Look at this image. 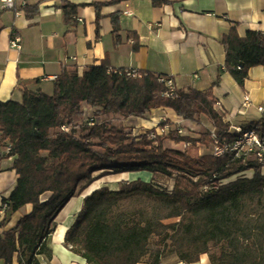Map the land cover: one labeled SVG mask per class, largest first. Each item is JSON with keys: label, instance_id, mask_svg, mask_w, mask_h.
I'll return each mask as SVG.
<instances>
[{"label": "trees", "instance_id": "obj_1", "mask_svg": "<svg viewBox=\"0 0 264 264\" xmlns=\"http://www.w3.org/2000/svg\"><path fill=\"white\" fill-rule=\"evenodd\" d=\"M62 1L67 22L84 7ZM152 3L158 7L171 2ZM102 6L95 4L97 19ZM113 30L118 45L117 17ZM129 36L137 52L140 40ZM222 44L225 63L213 87L227 72L244 88L250 69L264 67V33L249 31L240 37L232 27ZM162 77L168 76L111 69L107 62L88 67L82 75L65 66L52 95L24 87L20 102L0 101V145L9 148L0 156V173L12 170L18 176L9 197L1 200L6 210L0 220V264H40L39 255L50 257L47 240L57 217L93 184L96 174L141 171L151 173L152 180L125 181L118 190L105 186L84 199L65 238L71 252L87 264H140L146 258L147 264H161L167 253L183 264L198 263L205 254L211 264H264L262 168L229 154H201L199 146L208 148L213 142L212 129L221 142L233 141L237 134L217 112L213 88L167 94ZM159 108L191 122L206 118L212 129L152 139L153 129L135 135L109 118L144 119ZM248 129L264 141V121ZM165 139L176 146L190 145L169 147ZM9 159L11 166L5 169L2 163ZM249 170L252 177L240 175ZM159 177L174 179L172 189L158 182ZM28 205L31 212L6 230L8 216Z\"/></svg>", "mask_w": 264, "mask_h": 264}, {"label": "crops", "instance_id": "obj_2", "mask_svg": "<svg viewBox=\"0 0 264 264\" xmlns=\"http://www.w3.org/2000/svg\"><path fill=\"white\" fill-rule=\"evenodd\" d=\"M66 1L84 6L75 16L81 22L74 16L65 21L62 0H16L21 10L19 16L11 10L0 12V101L20 102L24 87L52 95L54 79L65 66L82 75L88 67L107 62L111 69L172 77L181 91L205 92L213 88V97L225 111V120L231 127L248 129L253 123L264 121V113L258 110L264 108L263 66L250 69L244 88L227 72L222 73L220 84L213 87L225 63L223 36L232 27L237 28L240 37L249 31L264 33V0H169L171 3L158 7L152 0ZM95 4L103 5L100 19ZM115 17L120 27L118 45L113 30ZM13 32L21 37L19 50L10 45ZM130 34L140 40L137 52L133 50ZM246 94L251 100L247 108L244 107ZM151 113L154 116L150 121L132 117L124 120L123 126L140 135L161 120H182L167 108L154 109ZM8 152L7 146L0 145V156ZM11 163L9 159L2 166L6 169ZM17 179L15 171L0 173V204L9 197ZM80 196L73 198L57 217L55 231L47 240L51 256L39 255L40 264H87L65 246L67 232L76 220L61 231ZM31 209L28 205L8 216L5 229L15 227ZM147 260L140 264H147ZM161 264L183 263L174 253H167ZM195 264H211L209 255H202Z\"/></svg>", "mask_w": 264, "mask_h": 264}, {"label": "built area", "instance_id": "obj_3", "mask_svg": "<svg viewBox=\"0 0 264 264\" xmlns=\"http://www.w3.org/2000/svg\"><path fill=\"white\" fill-rule=\"evenodd\" d=\"M25 5L23 4L22 7ZM2 10H11L15 12L16 16L21 14V10L17 7L16 0H0V12ZM127 14H129L127 12ZM75 19L81 22V19L75 17ZM10 45L12 48L21 49V37L16 33H12L10 38ZM56 79V78H55ZM54 79V80H55ZM168 90L167 94H172L177 88L175 81L172 77H162L160 79ZM250 96L245 95L244 107L250 106ZM216 110L220 115L225 116V111L222 110L220 103L216 105ZM261 113H264V108L258 109ZM167 120H161L158 124L152 128L154 132L151 134V138L154 139L158 136L166 137L169 136L171 132H175L179 136H188L190 132L185 127V119L182 118L181 121L171 122V124L165 123ZM164 123V125H160ZM231 129L237 134V137L233 141H223L221 142L215 130H211L212 144L209 147L210 153L213 156L220 157L223 155H231L235 159H241L244 163L254 162L257 166L264 169V141L260 138L258 133L253 129H242L231 127ZM190 144L187 142L182 143V147L186 148ZM9 149V148H8ZM207 188H205V191ZM6 205L0 204V220L5 216Z\"/></svg>", "mask_w": 264, "mask_h": 264}, {"label": "rangeland", "instance_id": "obj_4", "mask_svg": "<svg viewBox=\"0 0 264 264\" xmlns=\"http://www.w3.org/2000/svg\"><path fill=\"white\" fill-rule=\"evenodd\" d=\"M86 110V109H85ZM86 112H87V116L88 117H90V116H92L93 115V113H92V111L91 110H89V109H87L86 110ZM153 113H150V114H148L144 119H145V121H150L152 118H153ZM110 119H112L117 125H123V121H124V119H121V118H114V117H109ZM149 125V124H148ZM185 127H186V129L190 132V134H193V135H196L197 133H199V132H204V131H206V130H210V129H212V125L208 122V120L206 119V118H200V119H198V120H196V121H194V122H191V121H187L186 122V124H185ZM149 130H152V129H149ZM146 131H148V130H146ZM146 131H144V132H142V133H145ZM134 133V132H133ZM164 142H165V144H166V146H169V147H177V148H182V146H176V145H174L170 140H168V139H165L164 140ZM199 151L201 152V154H206V153H209V154H211L210 153V149H209V147L207 148V147H205V146H199ZM141 172H146V171H141ZM133 173H139V172H133ZM147 173H149V172H147ZM262 173L264 174V169L262 168ZM150 174V178H149V181H151L152 180V174L151 173H149ZM118 175H120V174H109V175H106V176H104V177H102L101 175H99V174H96L95 175V181L93 182V184H95L96 182H98V181H103L104 183L100 186V188H102V187H105V186H107V187H109L110 189H111V187H117V188H119L120 187V184L122 183V182H125V181H133V180H124V179H118L117 178V176ZM240 175H244V176H246V177H252L253 176V171L252 170H249V171H246V172H244L243 174H240ZM239 175V176H240ZM238 176H234V177H232L231 179H228V180H225L224 181V183H228V182H230V181H233V180H235L236 178H237ZM138 179H140V180H142L143 181V179H141V178H138ZM138 179H136V180H138ZM148 181V182H149ZM158 182H160L162 185H165V186H167L168 187V189H172V187H173V184H174V179H171V178H164V177H159L158 178ZM92 184V185H93ZM87 190V189H86ZM85 190V191H86ZM113 190V189H112ZM84 191V192H85ZM83 192V193H84ZM83 193L81 194V195H83ZM155 242H156V239H153V241H152V247L155 245ZM170 251L172 250V249H169ZM168 250V251H169Z\"/></svg>", "mask_w": 264, "mask_h": 264}, {"label": "bare ground", "instance_id": "obj_5", "mask_svg": "<svg viewBox=\"0 0 264 264\" xmlns=\"http://www.w3.org/2000/svg\"><path fill=\"white\" fill-rule=\"evenodd\" d=\"M118 179H124V180H136L138 178H141L145 181H149L150 178V174L147 172H139V173H122L120 175L117 176ZM104 182L98 181L95 184L91 185L84 193L82 196H80L79 198H77L76 202V207L73 210V213L71 215H69L66 219V221L63 224V227L61 228V231H63L64 229L70 227L74 221L76 220V214L80 212L81 209V205H82V198H86L87 196H89L90 194H92V192L94 190H97L100 188V186L103 184ZM118 190V188L115 187H111V190Z\"/></svg>", "mask_w": 264, "mask_h": 264}, {"label": "water", "instance_id": "obj_6", "mask_svg": "<svg viewBox=\"0 0 264 264\" xmlns=\"http://www.w3.org/2000/svg\"><path fill=\"white\" fill-rule=\"evenodd\" d=\"M133 181H134V180H133ZM143 181H144V180H143ZM145 182H147V181H145ZM99 189H100V188H99ZM97 190H98V189H97ZM94 191H96V190H94ZM94 191H93V192H94ZM93 192H92V193H93Z\"/></svg>", "mask_w": 264, "mask_h": 264}]
</instances>
